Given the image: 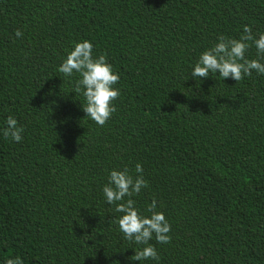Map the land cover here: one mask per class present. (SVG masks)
I'll list each match as a JSON object with an SVG mask.
<instances>
[{
  "label": "trees",
  "instance_id": "16d2710c",
  "mask_svg": "<svg viewBox=\"0 0 264 264\" xmlns=\"http://www.w3.org/2000/svg\"><path fill=\"white\" fill-rule=\"evenodd\" d=\"M244 25L264 33V0H0V264H264V74L190 75ZM83 40L119 75L103 126L84 116L78 75L57 70ZM9 116L20 142L3 136ZM137 163L135 208L155 199L171 226L149 242L158 261L129 259L144 245L102 191Z\"/></svg>",
  "mask_w": 264,
  "mask_h": 264
},
{
  "label": "clouds",
  "instance_id": "9594fccd",
  "mask_svg": "<svg viewBox=\"0 0 264 264\" xmlns=\"http://www.w3.org/2000/svg\"><path fill=\"white\" fill-rule=\"evenodd\" d=\"M22 35L21 30L16 29L15 37L20 38ZM250 46L256 48L260 59L246 58L245 53ZM262 60H264V33L256 38L251 27L244 25L239 39L224 35L218 36V42L200 54L190 75L194 79H200L218 71V76L222 80L232 78L237 82L245 76L252 75L253 71L264 74ZM57 70L65 77L78 75L73 92L84 98V103L81 105L84 116L89 117L99 126H103L116 111L113 102L120 96V90L114 87L119 81V75L107 62L106 54L94 57L93 44L89 40L75 42L74 47L68 51ZM6 125L3 129L4 138L20 142L23 128L18 126L17 120L9 116ZM135 171L139 175L134 177L127 168L110 170L108 182L103 186L102 191L106 203L114 205L112 210L121 213L115 223L118 224L124 238L137 245H144L142 248L135 249L134 255L129 259L139 262L148 259L158 261L159 255L149 242L154 238L158 243H169L171 226L164 214L156 211L155 199L146 209L150 215H141L135 208V201L131 197L138 195L142 188L148 187V182L142 175L141 164H136ZM5 264H23V261L19 256L9 257L5 260Z\"/></svg>",
  "mask_w": 264,
  "mask_h": 264
}]
</instances>
